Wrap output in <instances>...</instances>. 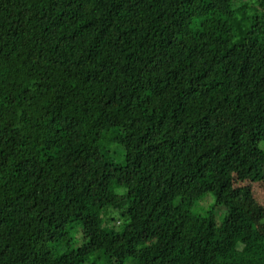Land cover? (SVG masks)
I'll list each match as a JSON object with an SVG mask.
<instances>
[{
	"label": "trees",
	"instance_id": "16d2710c",
	"mask_svg": "<svg viewBox=\"0 0 264 264\" xmlns=\"http://www.w3.org/2000/svg\"><path fill=\"white\" fill-rule=\"evenodd\" d=\"M262 141L264 0H0V264H264Z\"/></svg>",
	"mask_w": 264,
	"mask_h": 264
},
{
	"label": "rangeland",
	"instance_id": "374dc122",
	"mask_svg": "<svg viewBox=\"0 0 264 264\" xmlns=\"http://www.w3.org/2000/svg\"><path fill=\"white\" fill-rule=\"evenodd\" d=\"M251 11L252 9L248 10L247 14L249 16H251L253 13ZM261 146L264 148V141L261 142ZM262 168L263 167L261 166L260 168L252 169L249 173L244 175V179L240 184L241 195L239 196V199L241 203H243L244 205L251 206L253 210L257 209V212H255L254 214L255 219H259V218L264 219V186L262 184L256 185V183H258L259 174L263 173ZM251 178L254 180L250 181ZM213 204H214V196L212 194H207L205 195V198L199 202L198 205L201 208L209 209L211 205L213 206ZM215 211L218 214V216H222L219 213L220 211L218 210V208H216Z\"/></svg>",
	"mask_w": 264,
	"mask_h": 264
}]
</instances>
